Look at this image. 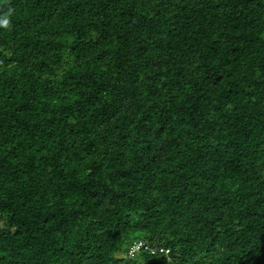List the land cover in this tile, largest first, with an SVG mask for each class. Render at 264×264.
Masks as SVG:
<instances>
[{
  "label": "trees",
  "instance_id": "obj_1",
  "mask_svg": "<svg viewBox=\"0 0 264 264\" xmlns=\"http://www.w3.org/2000/svg\"><path fill=\"white\" fill-rule=\"evenodd\" d=\"M9 9L0 264H264V0Z\"/></svg>",
  "mask_w": 264,
  "mask_h": 264
},
{
  "label": "built area",
  "instance_id": "obj_2",
  "mask_svg": "<svg viewBox=\"0 0 264 264\" xmlns=\"http://www.w3.org/2000/svg\"><path fill=\"white\" fill-rule=\"evenodd\" d=\"M140 251H147L151 254L167 253L168 250L161 246H150L146 241L137 239L132 241L126 251V255L129 258L135 257Z\"/></svg>",
  "mask_w": 264,
  "mask_h": 264
},
{
  "label": "clouds",
  "instance_id": "obj_3",
  "mask_svg": "<svg viewBox=\"0 0 264 264\" xmlns=\"http://www.w3.org/2000/svg\"><path fill=\"white\" fill-rule=\"evenodd\" d=\"M11 9L8 12L0 15V28H7L9 26V17L11 16Z\"/></svg>",
  "mask_w": 264,
  "mask_h": 264
}]
</instances>
